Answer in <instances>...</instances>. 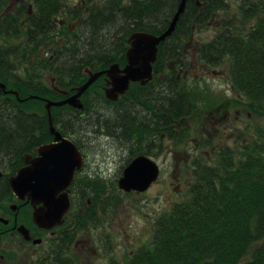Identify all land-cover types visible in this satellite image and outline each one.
Listing matches in <instances>:
<instances>
[{"label": "trees", "instance_id": "trees-1", "mask_svg": "<svg viewBox=\"0 0 264 264\" xmlns=\"http://www.w3.org/2000/svg\"><path fill=\"white\" fill-rule=\"evenodd\" d=\"M6 1L0 0V80L17 96L0 94V168L5 170L0 179V206L12 197L8 177L22 165L24 153L51 140L47 113L41 105L43 98L63 96L41 82L35 72L40 67L38 45L43 36L50 38L55 31L53 17L80 18L74 30H59V53L53 59L59 61L56 85L70 91L85 82L86 67L98 71L114 62L122 66L131 32L164 31L181 0H92L85 14L68 8L65 0H31V12L21 4L2 10ZM231 1L236 5L232 13ZM216 17V31L197 45L196 59L211 68L226 64L232 87L249 108L264 103V0H187L173 33L159 45L153 65L155 81L143 89L135 85L126 94L135 104L149 105V120L143 126L128 119L125 124L129 113L115 109L116 118H108L102 125L109 134L127 125L128 137L135 134L141 139L155 123L159 134L184 137L185 130L175 127L203 100L200 92L176 80V70L190 64L184 50L194 32ZM10 39L18 43L9 44ZM34 55V73L30 75L26 65V76H18L17 64H29ZM100 83L102 77L82 95L83 111L68 105L51 108L53 124L64 136L75 135L81 114L97 102H107ZM153 83L157 85L156 107L151 94L145 92ZM259 132V138L242 149L219 148L212 164L196 157L190 166L188 196L157 216L150 240L122 264H264V129ZM80 185L106 190L103 179L98 178Z\"/></svg>", "mask_w": 264, "mask_h": 264}, {"label": "rangeland", "instance_id": "rangeland-1", "mask_svg": "<svg viewBox=\"0 0 264 264\" xmlns=\"http://www.w3.org/2000/svg\"><path fill=\"white\" fill-rule=\"evenodd\" d=\"M20 1L7 0L2 10L8 7L13 9L15 5L21 4ZM89 1L65 0V4L71 8H79L81 5L84 7L87 3H92ZM231 2L232 13L236 5L233 1ZM29 4L32 5L31 0H24L21 5L27 7ZM21 20L24 24L26 13H23ZM218 22L219 17H216L206 28L194 32L184 50L190 64L185 69L176 70L180 84L199 91L203 100L202 103L198 102L200 104L191 116L183 119L175 127L185 130L182 139L170 137L165 133H158V139L154 138L155 140H151V136L147 135L140 139L135 134L130 138L127 135L126 139H122L121 136L117 137L121 133V129L118 128L117 131L114 130L112 134H109L102 125H105L104 122L108 118H116L115 109H119L122 113L126 109L129 113L128 120L136 121L138 117H143L145 121V116L148 114L146 105L135 104L129 99L117 106H108L102 101L97 102L93 108L95 111L89 115L79 116L77 132L75 135L72 132L69 138L79 142L81 151L86 153L84 175L90 174L92 178L96 177L95 179L99 177L106 185L105 193L102 192L104 202L101 200L102 205L98 203L97 207L93 206L92 209L94 214H97L96 210L99 212L98 216L95 217V215L80 223L82 232L79 236L88 240L89 243L84 255L88 261L84 262V258L83 263L79 261V264H88V262L89 264H108L109 259L126 258L131 251L150 240L152 226L157 216L188 196L190 166L195 157L212 164V159L220 146L233 150L242 149L243 145L259 138V131L264 129V103L257 109L249 108L244 97L238 98L232 93L225 73L212 74V68L196 59L197 45L213 37ZM8 43L16 44L18 40L10 39ZM26 65L28 66L26 63L17 64L15 73L25 77ZM214 69L226 70L227 65L221 64ZM185 71L186 75H184ZM46 82L50 83L49 80ZM41 108L44 109V106L41 105ZM225 114L227 119H222ZM212 116L217 121L222 119V123L219 122L217 128L212 125ZM106 123L113 126L112 122ZM139 153H147L157 162L160 167L159 176L144 192H123L118 188V179L126 164ZM8 170L6 169L7 173H9ZM82 181L83 179H79L75 186L74 201L80 198L84 202L91 195L90 188L80 187ZM82 190L88 191L82 194ZM81 214L77 212V207L73 206L68 214V223L62 230L72 231L71 218L75 217V220L79 221L77 219L82 218ZM62 237L61 233L59 241ZM67 237L69 240L70 237ZM4 242L11 246L10 249L17 259L12 264H24V260H29V256L33 253L32 250L27 252V248L9 236ZM81 248L82 244H79L77 250H73L69 245L67 256L62 253L63 257L67 260L72 259ZM111 248L117 250L113 252Z\"/></svg>", "mask_w": 264, "mask_h": 264}, {"label": "water", "instance_id": "water-1", "mask_svg": "<svg viewBox=\"0 0 264 264\" xmlns=\"http://www.w3.org/2000/svg\"><path fill=\"white\" fill-rule=\"evenodd\" d=\"M187 0H181L171 18L167 28L159 34L143 30L132 32L127 41L129 47L125 51L126 63L121 67L115 62L108 68L93 72L85 68L86 81L68 91L58 89L67 97L52 101L45 99L49 133L53 136L49 143L41 144L36 149V155L25 153L23 166L14 175L8 178L9 188L19 199H27L33 206L32 221L39 228L51 229L62 225L64 215L70 207L68 188L73 182L76 171L83 166V157L77 145L69 138L62 136L52 121L51 107L69 105L82 111L84 103L82 94L101 75L108 79V85L104 89V96L108 100L116 101L119 96L125 94L131 83L145 86L153 79V64L158 57V46L173 33L176 24L185 10ZM213 74L218 72L213 70ZM17 92L6 89V85L0 81V94ZM159 174L158 164L146 155H138L132 159L123 169L122 176L118 179V187L125 191L143 192L157 180ZM2 171L0 170V177ZM40 204V206H37ZM16 205L11 208L14 210ZM28 233L24 226H20Z\"/></svg>", "mask_w": 264, "mask_h": 264}, {"label": "flooded vegetation", "instance_id": "flooded-vegetation-1", "mask_svg": "<svg viewBox=\"0 0 264 264\" xmlns=\"http://www.w3.org/2000/svg\"><path fill=\"white\" fill-rule=\"evenodd\" d=\"M20 2L22 4V2H24V0L23 1L21 0ZM91 2H92V0H91ZM31 7H32V5L29 4L28 8L30 10L28 12H31ZM67 7L70 9H73L74 12H79V13L81 12V14H85L88 12L90 6L88 4H86V6L83 7L81 5V6H79V8L78 7L77 8H73V7L71 8L70 6H67ZM61 15L62 16L57 15V16L53 17L52 23L54 25L55 31H53V33L52 32L50 33L51 39L43 36V40L41 41V43L38 45V48H37V50H38L37 53H38L39 58H40V67L35 72V74H36V76H38L40 78L41 82H43L45 85H50V87H52V86L57 87L56 86V82H57L56 76H58L57 72L59 71V61L54 62L53 59L59 53V43L61 42V40L59 38V30H62V28L67 27L69 30L72 31V30H74V28L76 27L77 23L80 20V18H77L75 20H70V18L66 17V15H64V14H61ZM69 22H71V23H69ZM35 58H36V56L34 55L28 64L30 75H32L34 73L33 64H34ZM220 74H224V73L222 72ZM184 75H186V71L184 72ZM100 77H102V83L98 84V87L104 93L105 87H107L110 84L108 83L109 81L104 75H101ZM227 78H228V82H229L228 84L231 87L232 93L235 94L236 97L239 98V94L232 87L231 82L229 80V77H227ZM46 80H49L50 83L47 84ZM176 80L177 81L180 80L179 76L177 77ZM153 81H155V79H153ZM135 85H137V89H138V87H139V89H143V88L148 87V84L145 86H141L138 83H131L129 90L133 89ZM155 85L156 84L153 83L151 86H149L148 89L145 90V92H146V94H151L152 104H153V106L156 107L158 105V99H157V95H156L157 94V89H156L157 85L156 86ZM57 88L59 89V87H57ZM54 90H56V89L54 88ZM129 90L127 92H129ZM154 91H155V93H154ZM56 92L59 93L58 90H56ZM145 92L142 91L141 93L144 94ZM9 94H11V93H9ZM126 94L127 93L119 96V98L116 101H111V100H108L107 98H105L107 101L106 104L108 106L120 105L126 100ZM4 95H6V94H4ZM68 95H70V94H68ZM68 95H63V97L60 99H63L65 97H67ZM44 99H46V98H43V106L45 104ZM56 100H59V98ZM81 100H82V98H81ZM137 102L141 106H143V104L146 105V107L149 106L148 104H145L142 101H137ZM147 103H150V102H147ZM104 104H105V102H104ZM92 111H95V110H93V108H90L89 111L85 112L84 114L89 115V114H91ZM109 112H112V111L109 110ZM147 113L148 114L145 116V119L149 120L150 113H149L148 109H147ZM227 114H225L222 119H227V117H226ZM212 118H213L212 125L214 128H217L219 122L222 123V121H221L222 119L220 121H217L215 119V117L212 116ZM126 120H127V117L125 116V119H124L125 124L127 122ZM153 123H154V121H153ZM136 124H137V126H143L144 125L143 117H138L136 119ZM152 126H154V127H152V131H149L147 133V136L148 137L151 136V140H155L154 138L158 139V128H157L158 125L154 123V125H152ZM126 127H127V125L124 126L121 133L118 134V136L117 135L116 136L117 137L121 136L122 139H126V136L128 135ZM56 129L59 131V128H56ZM51 141H52V135H51V140L48 142H51ZM48 142H46V143H48ZM75 144L77 145L78 149L80 150V152L82 154L83 166L80 170L76 171V173L74 175L73 182L70 185V187L68 188V194H69V198L71 201V205H70L68 212L65 215L64 224L61 226L57 225L56 227H53L51 229L39 228L32 221L33 206L31 204V202L27 199V197H25L24 199L17 198L12 193V191L10 190L12 193L11 199L6 203L5 206L4 205L0 206V264H12V263L17 261V259L15 258V254L10 249L11 246L7 245L4 242L8 236L10 238H12L14 241L23 245L25 248H27V252H29V250H32L33 253H31V256H29V260L28 259L24 260V264H79V261L83 263L84 258H85L84 262L88 261V259L84 255L86 254V252L88 250V244L87 243H89V242H88V240L82 239L79 236L82 232V230L79 226H81L80 223L84 222V220L90 219L91 217H94L95 215H96L95 217L98 216L97 214L99 212L96 210L97 214H94L92 209H93V206L97 207L98 203L104 202V199L102 198V195H103L102 192L105 193V190L94 191V189L90 188L91 195L84 202L80 198H78L77 201H74V197H73L74 193L73 192L75 191L74 189H75V186H77L76 184L78 183V180L83 179V181H85V180H92V179L96 178V177L92 178L91 177L92 175H90V174L84 175V173H85L84 170H85V165H86V162H85L86 153L84 154L81 151L79 142L78 143L75 142ZM36 148H37V146L35 147V149ZM219 148H221V146ZM35 149H34V152H35ZM217 150H216V152H217ZM35 154L36 153H34L32 155H35ZM139 154H144V153H139ZM145 155H147V153ZM1 170L3 171V175H4L5 170L4 169H1ZM98 179H101V178L98 177ZM82 188L86 189L87 187L85 186ZM86 191H88V190H86ZM86 191L82 190V192H83L82 194L86 193ZM13 204L16 205L15 206L16 208L14 210L11 208V206ZM37 206H40V204H38ZM73 206L77 207V212H79L80 214L82 213L81 214L82 218L80 219L78 217L77 220H79V221H76L75 217L71 218V223L73 225L72 231H70L69 229H65L64 230L65 232H64L62 230V228L64 225H66V223H68V214H70V210L72 211ZM21 225L24 226L28 230V233L25 232L23 229L19 228ZM152 227H154V224ZM61 233L63 234V237L59 241V236ZM67 236L70 237L69 240H68ZM66 242H69V243L65 244ZM79 244H82V248L79 249V251H77V254H75V256L72 257V259L67 260L66 258L63 257V254L65 256H67L69 245L72 247L73 250L74 249L77 250ZM93 250H95V249H93ZM111 250L114 252V250H117V249L111 248ZM135 250L131 251L129 253V255H132ZM65 252H66V254H65ZM125 260H126V258H124V259H111V260L109 259L108 264H111L112 261H117V262L122 264ZM88 264H89V262H88Z\"/></svg>", "mask_w": 264, "mask_h": 264}]
</instances>
